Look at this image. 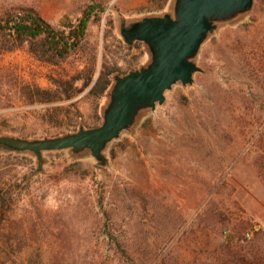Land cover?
I'll return each mask as SVG.
<instances>
[{
	"label": "rangeland",
	"instance_id": "rangeland-1",
	"mask_svg": "<svg viewBox=\"0 0 264 264\" xmlns=\"http://www.w3.org/2000/svg\"><path fill=\"white\" fill-rule=\"evenodd\" d=\"M172 3L0 0V15L28 6L58 28L89 4L103 7L60 65L24 49L0 53V134L42 138L99 125L108 93L89 94L98 71L121 75L150 59L143 42L127 47L121 19ZM195 62L194 83L173 85L162 105L143 111L108 144L105 166L88 150L63 149L43 152L35 172L34 155L0 153V188L13 198L0 209V264H264V0L219 24ZM62 75L79 77L81 90L40 101L34 87L54 88ZM104 224L132 261L107 242Z\"/></svg>",
	"mask_w": 264,
	"mask_h": 264
},
{
	"label": "water",
	"instance_id": "water-1",
	"mask_svg": "<svg viewBox=\"0 0 264 264\" xmlns=\"http://www.w3.org/2000/svg\"><path fill=\"white\" fill-rule=\"evenodd\" d=\"M253 0H173L171 11L139 19H121L119 35L131 45L141 41L150 55L145 65L125 74H114L102 121L95 127L80 125L76 131L58 136L26 138L0 134V149L30 153L36 158L35 172L41 171L43 152L68 149L73 155L89 151L99 166L113 140L130 131L143 111H155L166 100L173 85L194 83L202 71L195 62L201 44L217 26L247 13Z\"/></svg>",
	"mask_w": 264,
	"mask_h": 264
},
{
	"label": "trees",
	"instance_id": "trees-1",
	"mask_svg": "<svg viewBox=\"0 0 264 264\" xmlns=\"http://www.w3.org/2000/svg\"><path fill=\"white\" fill-rule=\"evenodd\" d=\"M161 7H157L160 10ZM102 13L103 7L99 4H89L82 11L79 18L74 23L67 22L64 28H58L43 18L35 9L28 6L13 8L12 10L0 15V53L12 52L17 49H24L35 59L50 65H60L62 61L77 53L85 38L87 25L95 13ZM129 47V45H127ZM87 67V66H86ZM88 68V67H87ZM84 70V68L80 69ZM79 70V71H80ZM95 68L92 64L88 69L87 81L83 86H87L94 74ZM114 70H105L104 66L98 71L96 79L93 81L89 89V94H95L97 97H106L111 85V77ZM61 76L54 80V88H41L35 86V93L40 101H53L57 92L62 91L64 98H71L79 92L80 78L76 75ZM21 154L18 152H8L0 149V153ZM13 198L9 191L0 188V209H10ZM104 226L105 235H109L112 240L107 241L115 246V251L125 261H132L126 243L119 241L116 237H112L107 225ZM228 242L230 237H225Z\"/></svg>",
	"mask_w": 264,
	"mask_h": 264
}]
</instances>
